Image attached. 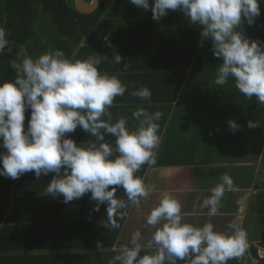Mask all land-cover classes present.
<instances>
[{
	"label": "clouds",
	"instance_id": "9594fccd",
	"mask_svg": "<svg viewBox=\"0 0 264 264\" xmlns=\"http://www.w3.org/2000/svg\"><path fill=\"white\" fill-rule=\"evenodd\" d=\"M131 3L151 10L156 21L172 10L182 11L192 24H199L202 36L213 42L214 55L223 60L215 83L223 86L232 78L240 93L264 105V49L260 41H251L240 31L245 18L251 25L260 16L258 0ZM7 37L6 29L0 26V53L9 45ZM107 58L91 55L78 59L75 53L69 58L60 50L34 58L25 46L20 47L17 58L10 61L16 73L14 81L0 85V138L7 150L0 157V175L17 180L30 172L37 179L54 174L45 195L63 196L64 203H69L91 193V200L97 202L94 211L108 205L109 223L104 227L119 229L118 219L128 216L127 209L139 207L157 191L137 173L145 165L157 163L163 143L157 121L163 113L153 114L140 107L133 112L138 122L134 129H129L126 117L113 122L110 109L128 88L117 75L100 71L102 60ZM114 60L119 64L123 58L116 55ZM132 95L145 101L152 97L147 87ZM28 109L31 119L26 132ZM230 126L238 128L235 121ZM248 126L258 125L250 121ZM78 127L95 140L78 146L73 139L65 138ZM106 135L114 137V143L107 142ZM221 181L202 203L211 216L218 213L226 193L239 190L229 174H223ZM119 188L124 190L126 200L117 197ZM147 225L154 232L146 248L141 244V232L136 231L131 245L120 249L113 264H228L242 259L250 249L248 233L238 224L229 225L230 232H220L211 222L202 227L186 222L182 202L167 191L147 215ZM97 247H101L100 242Z\"/></svg>",
	"mask_w": 264,
	"mask_h": 264
},
{
	"label": "crops",
	"instance_id": "0c3cea01",
	"mask_svg": "<svg viewBox=\"0 0 264 264\" xmlns=\"http://www.w3.org/2000/svg\"><path fill=\"white\" fill-rule=\"evenodd\" d=\"M154 2L149 0L150 5ZM94 32L82 41L79 49L87 48L82 59L108 57L102 60L100 71L117 75L128 88L110 109L113 122L126 117L129 129H134L138 122L133 112L140 107L163 113L157 121L163 138L157 163L145 165L137 173L157 191L139 207L130 206L128 216L118 219L121 227L111 229L104 227L109 223L107 203L97 212L91 193L69 203H64L63 196L45 195L54 174L42 175L38 192H34L40 194V204L24 207L18 214L24 230L18 259L29 261L27 264H90L101 255L103 262L110 263L121 248L131 245L136 231L141 232V244L146 248L154 232L147 225V215L167 191L182 202L186 222L197 227L211 222L220 232H230L231 224L240 225L248 233L250 249L242 259L229 262L260 264L264 260V105L254 97L251 101H257L256 108L248 105V120L236 118L238 128L230 126L223 109L226 95L223 86L215 83L217 77L203 72L192 76L190 53L192 47L199 50L204 37L197 45L202 28L182 11L168 10L156 21L151 10L141 9L131 0H114ZM116 55L123 58L122 63H115ZM207 66L204 62L201 67ZM142 87L151 91L150 101L132 95ZM237 98L249 101L245 96ZM250 121L258 126L250 128ZM65 138L78 146L95 140L79 127ZM105 139L115 141L107 135ZM225 173L239 190L226 193L218 213L211 216L202 203ZM117 197L127 199L122 188Z\"/></svg>",
	"mask_w": 264,
	"mask_h": 264
},
{
	"label": "trees",
	"instance_id": "16d2710c",
	"mask_svg": "<svg viewBox=\"0 0 264 264\" xmlns=\"http://www.w3.org/2000/svg\"><path fill=\"white\" fill-rule=\"evenodd\" d=\"M113 1L101 0L100 7L95 13L84 15L75 9L73 0H3L1 9L5 19L2 26L8 33L9 45L0 53V85L14 81L16 73L11 68L10 61L17 58L22 45L34 58L49 50L63 51L69 58L74 53L76 58H84L87 48L79 49L83 39H86L88 34L95 33L94 29ZM258 3L260 16L254 18V24L251 25L245 18L240 31L249 40L260 41L264 49V0H258ZM200 39L202 35H199L196 44L200 43ZM201 45L199 50H197L198 46L192 47V53H190V60L194 61L192 76L203 72L208 76L217 77L216 72L223 64V60L214 55V45L211 39L204 38ZM186 59H189L188 56ZM204 62L208 63L206 69L201 67ZM221 90L226 95L223 103L225 118L228 121H235L236 118L247 121L248 105L252 104L254 105L252 108H256L257 99L255 101L238 99L237 97H244V95L235 88V81L232 78L223 85ZM25 116L24 127L27 132L31 109L26 111ZM235 123L240 124L236 121ZM5 154L7 150L3 147V139L0 138V157ZM2 169L3 164L0 159V170ZM34 175V172H30L17 180L0 175V264H27L29 262L18 259L16 255V252L22 249L19 240L24 231L18 221L20 220L18 214L24 207L40 204V194L34 193L38 192L40 179H36ZM259 263L264 264V260ZM90 264H113V262H103L101 255H98L97 261ZM178 264H183V262H178ZM228 264L232 263L228 262Z\"/></svg>",
	"mask_w": 264,
	"mask_h": 264
},
{
	"label": "water",
	"instance_id": "95a60500",
	"mask_svg": "<svg viewBox=\"0 0 264 264\" xmlns=\"http://www.w3.org/2000/svg\"><path fill=\"white\" fill-rule=\"evenodd\" d=\"M75 9L84 15H91L95 13L101 4V0H73Z\"/></svg>",
	"mask_w": 264,
	"mask_h": 264
},
{
	"label": "flooded vegetation",
	"instance_id": "af4514ba",
	"mask_svg": "<svg viewBox=\"0 0 264 264\" xmlns=\"http://www.w3.org/2000/svg\"><path fill=\"white\" fill-rule=\"evenodd\" d=\"M3 0H0V26H2L4 24V19L5 16L2 13V9H1V4H2Z\"/></svg>",
	"mask_w": 264,
	"mask_h": 264
},
{
	"label": "rangeland",
	"instance_id": "374dc122",
	"mask_svg": "<svg viewBox=\"0 0 264 264\" xmlns=\"http://www.w3.org/2000/svg\"><path fill=\"white\" fill-rule=\"evenodd\" d=\"M40 24H41V23H40ZM43 26H46V25L43 24ZM40 28H41V26H40ZM40 28H39V29H40Z\"/></svg>",
	"mask_w": 264,
	"mask_h": 264
}]
</instances>
